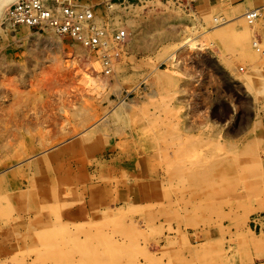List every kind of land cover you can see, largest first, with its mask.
<instances>
[{
  "label": "rangeland",
  "instance_id": "1",
  "mask_svg": "<svg viewBox=\"0 0 264 264\" xmlns=\"http://www.w3.org/2000/svg\"><path fill=\"white\" fill-rule=\"evenodd\" d=\"M79 1L126 30L106 82L98 53L0 0V264H264V11Z\"/></svg>",
  "mask_w": 264,
  "mask_h": 264
},
{
  "label": "built area",
  "instance_id": "2",
  "mask_svg": "<svg viewBox=\"0 0 264 264\" xmlns=\"http://www.w3.org/2000/svg\"><path fill=\"white\" fill-rule=\"evenodd\" d=\"M187 3L196 0H183ZM260 17L258 9L248 13L254 23ZM6 21L12 26L27 25L38 30H51L58 36L70 37L100 55L104 67L111 70L117 51L126 40L125 29L108 31L98 23L92 6L79 0H18L6 11ZM255 49L264 55V41L256 39Z\"/></svg>",
  "mask_w": 264,
  "mask_h": 264
},
{
  "label": "bare ground",
  "instance_id": "3",
  "mask_svg": "<svg viewBox=\"0 0 264 264\" xmlns=\"http://www.w3.org/2000/svg\"><path fill=\"white\" fill-rule=\"evenodd\" d=\"M62 1V0H61ZM5 2V1H4ZM12 3H13V0H12ZM12 3H10V5L12 4ZM0 5H2V3L0 4ZM9 5V4H8ZM184 5V4H183ZM188 6V5H187ZM2 8H3V6H2ZM1 8V9H2ZM187 8V7H186ZM256 9H258V12L260 13L261 12V10L262 9H260L259 7H257V8H253V9H248V10H246L245 12H243V14L241 15V16H239L240 14H238L237 16H239V17H242V16H244V17H246L247 18V15H248V13L249 12H251L252 10H256ZM6 10V9H5ZM236 16V17H237ZM198 18V17H197ZM196 18V19H197ZM199 19V18H198ZM194 20V19H193ZM195 21V20H194ZM134 23V22H133ZM201 24V23H200ZM237 24V23H236ZM197 25H198V23H197ZM192 26H195V25H192ZM238 26V25H237ZM198 27V26H197ZM243 27V26H242ZM249 27V26H248ZM204 28V27H203ZM194 29V28H193ZM242 30V29H241ZM141 31V30H140ZM195 31V30H194ZM207 31H209V29L207 30ZM54 33V32H53ZM194 33V32H193ZM29 34H31V33H29ZM138 36V35H137ZM204 36V35H203ZM128 37L126 36V39H127ZM188 38V37H187ZM194 38V37H193ZM133 40V39H132ZM136 40H137V37H136ZM135 40V41H136ZM186 40V39H185ZM138 41V40H137ZM185 42V41H184ZM79 45V44H78ZM204 46H205V44H203V43H199L198 42V40H196L195 38L194 39H188L187 40V42H185V43H182V45L180 44V46L178 45V47L176 48V50L174 49V51H171V53L168 55V57L164 60V61H166V63H168L169 61H174V62H176V61H178L179 59V54H180V52L182 51V49L184 48V47H187L188 49H199V50H202V48H204ZM206 47H207V45H206ZM205 47V48H206ZM80 48V47H79ZM90 50V49H89ZM91 51V50H90ZM181 56V55H180ZM95 59V58H94ZM113 63H115L114 61H113ZM111 64V68L113 69V66H114V64ZM164 63V62H163ZM99 62L98 61H96V60H91L90 61V63H89V66L91 65V70H93V74H94V78H93V76H92V78H91V80L92 79H94V80H102V81H108V76H109V74L111 73V70H109L108 68H104V66L102 65V67L105 69H103L104 71H105V75H102L101 73H100V67H99ZM175 65V64H174ZM193 65V64H192ZM90 69V68H89ZM115 74V73H114ZM151 74V73H150ZM90 78V77H89ZM144 79H143V81L142 82H140V83H138L136 86H134V87H132L130 90H129V93H131V92H137V90H140V87L148 80V76H144L143 77ZM142 80V79H141ZM111 81V80H110ZM190 88V87H189ZM121 91V90H120ZM199 93V92H198ZM128 96V95H127ZM126 96V97H127ZM153 96V95H152ZM125 96L124 97H121L120 98V100H118V102H119V106L118 107H116L115 108V110L117 109H120V107H124V106H126L127 104H128V102H126L125 101V98H126ZM129 99V98H128ZM131 100V99H130ZM132 102V101H131ZM130 104V103H129ZM128 104V105H129ZM136 104V103H135ZM130 106V105H129ZM126 108V107H125ZM206 109V108H205ZM207 111V110H206ZM109 113V112H108ZM111 113V112H110ZM120 113V112H119ZM107 113H105L104 114V116L106 115ZM117 114V113H116ZM203 114V113H202ZM108 115V114H107ZM112 115V114H111ZM210 115V114H209ZM201 116V115H200ZM95 117V115L93 116V118ZM104 119L105 118H107V117H103ZM208 118H210V117H208ZM213 118V117H212ZM100 119V118H99ZM88 120V119H87ZM96 120H98V119H96ZM103 121H105V120H103ZM108 121V120H107ZM99 122V121H98ZM213 123V122H212ZM103 125H105L104 123H103ZM84 126V125H83ZM103 127V126H102ZM84 128V127H83ZM88 129H90V128H88ZM100 129H102V128H100ZM94 130V129H93ZM82 131V130H81ZM80 131V132H81ZM88 131H90V130H88ZM100 131V130H99ZM98 131V132H99ZM94 132H95V130H94ZM70 133V132H69ZM82 133V132H81ZM95 133H97V132H95ZM68 134V133H67ZM78 134V133H77ZM77 134H75V135H77ZM83 134H85V133H83ZM89 134H90V132H89ZM79 135V134H78ZM83 136V135H82ZM80 137H81V135H80ZM88 137H89V135H88ZM73 138V137H72ZM71 138V139H72ZM76 139V138H75ZM67 141V140H66ZM178 142V141H177ZM38 143V142H37ZM74 144V143H73ZM175 144H176V142H175ZM38 145H39V143H38ZM177 145V144H176ZM216 145V144H215ZM35 146V145H34ZM43 146V145H42ZM175 146V145H174ZM173 146V147H174ZM55 147H57V146H55ZM54 147V148H55ZM32 148V147H31ZM31 148H30V150H31ZM171 148V147H170ZM47 149V148H46ZM50 149V148H49ZM172 149V148H171ZM174 149V148H173ZM176 149V148H175ZM174 149V150H175ZM186 149V148H185ZM199 149V148H198ZM29 150V151H30ZM37 150V149H36ZM24 151V150H23ZM25 151H26V149H25ZM55 151V150H54ZM198 151H200V150H198ZM27 152V151H26ZM34 152V151H33ZM46 152V151H45ZM178 152H179V150H178ZM177 153V152H176ZM29 154H32V153H29ZM41 154H42V152H41ZM178 154V153H177ZM168 155H172V154H168ZM175 155V154H174ZM208 155V154H207ZM27 156V155H26ZM37 157V156H36ZM175 157H176V155H175ZM181 157V156H180ZM23 158V157H22ZM22 158H21V160H22ZM165 158V157H164ZM216 158V157H215ZM174 159V158H173ZM178 159V158H177ZM218 159V158H217ZM186 160V159H185ZM215 160V159H214ZM30 161V160H29ZM32 161V160H31ZM43 161V160H42ZM38 163V162H37ZM36 163H34V164H29L28 166H27V169H30V167H33L34 165H35ZM14 165V164H13ZM187 165V164H186ZM167 167V166H166ZM9 169V168H8ZM31 170V169H30ZM7 171V170H6ZM4 172V171H3ZM15 173H16V171H15ZM17 175V174H16ZM12 177H14V173H10V174H7V175H5V176H3V177H1L0 178V185H2V184H5V183H7V181L9 180V179H11ZM170 177V176H169ZM167 179V178H166ZM166 181V180H165ZM13 229V228H12ZM47 230V229H46ZM15 234H16V232H14ZM40 233V232H39ZM46 242V241H45ZM258 243V242H257ZM45 244V243H44ZM48 244H49V242H48ZM65 244V243H64ZM16 248H18V247H16ZM23 261V260H22Z\"/></svg>",
  "mask_w": 264,
  "mask_h": 264
},
{
  "label": "crops",
  "instance_id": "4",
  "mask_svg": "<svg viewBox=\"0 0 264 264\" xmlns=\"http://www.w3.org/2000/svg\"><path fill=\"white\" fill-rule=\"evenodd\" d=\"M257 7H262V10L264 11V0H234L232 13L235 12V16H237L238 14H240L239 16H241L246 10ZM242 19L243 17H240L239 20ZM259 38L261 37L259 36Z\"/></svg>",
  "mask_w": 264,
  "mask_h": 264
}]
</instances>
